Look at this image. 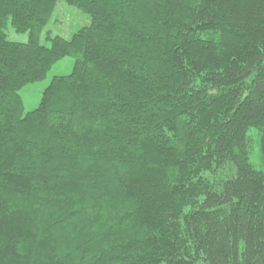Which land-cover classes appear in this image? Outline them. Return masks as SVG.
Instances as JSON below:
<instances>
[{"label": "trees", "instance_id": "1", "mask_svg": "<svg viewBox=\"0 0 264 264\" xmlns=\"http://www.w3.org/2000/svg\"><path fill=\"white\" fill-rule=\"evenodd\" d=\"M0 264H264V0H0Z\"/></svg>", "mask_w": 264, "mask_h": 264}, {"label": "rangeland", "instance_id": "2", "mask_svg": "<svg viewBox=\"0 0 264 264\" xmlns=\"http://www.w3.org/2000/svg\"><path fill=\"white\" fill-rule=\"evenodd\" d=\"M89 24L90 17L88 14L64 3L63 1H59L56 4L52 18L41 33L40 43L49 47V37H60L65 40H69L76 31L82 27L88 26ZM4 33L10 41L23 43L27 41V33L16 32L10 23H8L4 29ZM74 62L75 58L72 56H67L58 60L52 65L41 81L27 84L19 90V95L23 101L24 114L31 112L38 107L44 89L49 85L54 77L67 76L71 73ZM250 161L256 168L259 167L257 145L255 144L251 149Z\"/></svg>", "mask_w": 264, "mask_h": 264}]
</instances>
